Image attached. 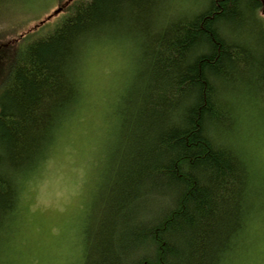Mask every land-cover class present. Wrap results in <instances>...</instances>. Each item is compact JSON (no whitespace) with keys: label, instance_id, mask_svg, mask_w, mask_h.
<instances>
[{"label":"trees","instance_id":"obj_1","mask_svg":"<svg viewBox=\"0 0 264 264\" xmlns=\"http://www.w3.org/2000/svg\"><path fill=\"white\" fill-rule=\"evenodd\" d=\"M23 1L0 0V21ZM161 1L73 0L50 34L18 35L20 48L0 64L3 236L21 180L78 102L80 58L123 29L142 40L139 64L116 108L119 142L84 232L83 264H225L233 254L254 185L248 162L222 142L234 100L246 101L241 87L264 94L260 1L199 0L203 11L187 20L162 17Z\"/></svg>","mask_w":264,"mask_h":264},{"label":"rangeland","instance_id":"obj_2","mask_svg":"<svg viewBox=\"0 0 264 264\" xmlns=\"http://www.w3.org/2000/svg\"><path fill=\"white\" fill-rule=\"evenodd\" d=\"M195 1L185 0L179 6L187 10ZM58 9V0H24L6 12L0 21V42L9 43L0 55V64L7 52L20 48V33H37L36 39L50 34L64 16L55 14ZM175 9L177 6L167 3L163 15ZM115 31L87 46L77 71L80 107L64 121L45 163L21 181L24 187L18 210L9 232L4 233L6 264H83L84 232L95 216L109 174L107 162L119 142L116 108L136 80L140 58L141 38L123 29ZM261 103L249 98L238 102L235 111L237 126L229 142L244 153L251 183L261 197L250 228L226 264H260L262 259L264 101Z\"/></svg>","mask_w":264,"mask_h":264},{"label":"bare ground","instance_id":"obj_3","mask_svg":"<svg viewBox=\"0 0 264 264\" xmlns=\"http://www.w3.org/2000/svg\"><path fill=\"white\" fill-rule=\"evenodd\" d=\"M73 0H58V4H59V9H58V11L55 13V14H58V13H63L64 14V16H65V9H66V7H67V5H69L71 2H72ZM197 1H199V0H197ZM197 1H195V3H191L190 4V7L187 9V10H182L181 8H180V6H177V9H175L176 11H173V13H168L166 16H162V17H164V18H166V19H169V20H173L175 17H178V18H180V19H182V20H187V19H189V18H191L192 16H194L195 14H198V13H200L201 11H203V5H201V4H199ZM260 1V5H261V7L257 10V13H256V17H257V21L258 22H261V18H262V21H263V27H264V0H259ZM162 3L160 4V7L163 9V10H165L166 9V6H167V3L165 2V0H162L161 1ZM17 6V5H16ZM15 6V7H16ZM177 13V14H176ZM63 16V17H64ZM170 16H173L174 18H170ZM62 17V18H63ZM49 19V18H48ZM164 21H162V23H163ZM44 23V22H43ZM42 23V24H43ZM38 27V26H37ZM31 34H33V36L31 37V40H36V36H37V33H34V32H31ZM15 53V52H14ZM14 53H12V54H14ZM12 54H9L8 52L6 53V55L8 56V59H11V56H9V55H12ZM83 57V56H82ZM81 57V58H82ZM80 58V59H81ZM80 63H81V60H80ZM79 83V82H78ZM80 86V85H79ZM241 92L244 94V95H246L245 96V100H246V102L249 100V98L250 99H252V98H255V99H257L258 101H259V103L260 104H262L261 102H263L264 101V94H262L263 92H260V93H256L255 92V90H252V91H249V89H246V88H242L241 87ZM80 100H81V87H80V95H79V98H78V102H77V104L75 105V106H73L72 108H71V110L69 111V114H68V116L64 119V121L65 120H67L68 119V117L69 116H71L72 115V113L76 110V111H78V109H79V105H80ZM244 102V101H243ZM238 104V101H236V100H234V107L236 108V109H238L239 108V105H237ZM64 121L62 122V124H60L61 123V120L59 121V123L58 124H60L61 126H59V127H62V125H63V123H64ZM235 125L237 126V123H236V117L234 116V118H233V120L231 121V125H230V127H229V134L231 133V135H232V131L234 130V127H235ZM60 129L61 128H59L58 129V131L57 132H55L54 134H53V141H55L60 135H59V132H60ZM230 138H231V136L229 137V138H227L226 139V141L228 142V144H227V142L226 141H224L223 140V142L222 143H224V144H226V145H229L230 146V148L232 149V150H234L240 157H242V158H244V153L241 151V150H239V149H237L234 145L232 146V144H231V142H229V140H230ZM55 143V142H54ZM53 146H54V144H53ZM53 146H52V148L50 149V151L48 152V154H47V156L45 157V159L49 156V155H51L52 154V149H53ZM44 159V160H45ZM245 159V158H244ZM44 160L42 161V163L39 165V166H41L42 164H44L45 162H44ZM246 161H247V159H245ZM248 162V161H247ZM249 164V163H248ZM38 166V167H39ZM38 169V168H37ZM36 169V170H37ZM250 172H251V170H250ZM22 181V180H21ZM23 184L21 185V189H20V194H19V201H20V195L22 194V191H23ZM252 191H253V196L251 197V201H252V203H254V210H253V212H251V215H250V218H249V220H248V223H247V226H246V229H245V232H246V230L248 231V229L250 228V225H251V219L253 218V216H254V214H255V210L256 211H258L259 209H258V206H256V202L260 199V197H261V192L260 191H255V189H252ZM18 205H19V203H18ZM17 210H18V208H17ZM9 232V231H8ZM230 258V257H229ZM229 260V259H228ZM228 260L225 262V264L228 262Z\"/></svg>","mask_w":264,"mask_h":264},{"label":"snow or ice","instance_id":"obj_4","mask_svg":"<svg viewBox=\"0 0 264 264\" xmlns=\"http://www.w3.org/2000/svg\"><path fill=\"white\" fill-rule=\"evenodd\" d=\"M166 3H171L175 6H179L185 2V0H165ZM262 259L260 260V264H264V247L261 249ZM6 251H5V242L2 228H0V264H6Z\"/></svg>","mask_w":264,"mask_h":264}]
</instances>
